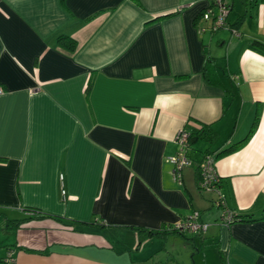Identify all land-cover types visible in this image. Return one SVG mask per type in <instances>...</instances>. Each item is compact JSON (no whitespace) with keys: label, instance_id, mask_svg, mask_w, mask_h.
Returning a JSON list of instances; mask_svg holds the SVG:
<instances>
[{"label":"crops","instance_id":"0c3cea01","mask_svg":"<svg viewBox=\"0 0 264 264\" xmlns=\"http://www.w3.org/2000/svg\"><path fill=\"white\" fill-rule=\"evenodd\" d=\"M227 2L208 33L207 0H0V264H264V0ZM203 127L179 186L175 137Z\"/></svg>","mask_w":264,"mask_h":264},{"label":"built area","instance_id":"2783aa9c","mask_svg":"<svg viewBox=\"0 0 264 264\" xmlns=\"http://www.w3.org/2000/svg\"><path fill=\"white\" fill-rule=\"evenodd\" d=\"M213 9L217 12L214 13L212 9H208L207 15L212 17V25L210 30L215 31L221 29L225 24L229 14V6L226 0H207ZM203 31V30H202ZM234 37H239L236 31H232ZM0 94L2 91L0 90ZM175 143L178 146V152L175 156L167 159V163L172 165L173 171V181L179 186L182 184V170L191 164L190 159L187 156L188 151V134L185 132H180L175 137ZM200 176L199 188L201 191H212L216 190L218 176L215 172V167L213 166V161L210 156H205L200 165ZM64 194V192H62ZM216 206L222 208V222L225 225H229L232 218V211L226 208L222 196L220 195L216 201ZM198 214L190 216L184 222L170 227L168 230L174 231L180 234L191 233L200 234L207 230V225L199 223L197 220Z\"/></svg>","mask_w":264,"mask_h":264},{"label":"trees","instance_id":"16d2710c","mask_svg":"<svg viewBox=\"0 0 264 264\" xmlns=\"http://www.w3.org/2000/svg\"><path fill=\"white\" fill-rule=\"evenodd\" d=\"M61 1L63 2L64 0H61ZM209 6L210 7L208 9H212L210 3H209ZM208 9L205 10L206 15H207ZM226 27H227V22L221 29H224ZM57 41L63 47H65V49H67L69 51L74 50L75 42L73 40H71L67 37H64V36H60V37H58ZM250 50L252 52L264 57V44H262L258 41H253L250 44ZM257 125H258V119H255V122H254L250 132L248 133L247 137L243 141L236 143L233 146L229 147L228 149L223 150L221 152H218L216 154L213 152H207V154H204V157L210 156L212 161H213V166L215 167V163L218 161V159H220L223 156L231 155V154L237 152L238 150H240L242 147H244L252 138L254 130L256 129ZM215 137H216L215 134L210 129H206L203 127L196 134L188 135V148H189L190 144L196 142L199 139H201L207 143H212L215 140ZM204 157H203V159H204ZM200 179H201V176H200V166H199L198 184H199ZM218 183H219V178H218L217 184ZM198 188H199V186H198ZM40 217L45 218L46 216L42 215ZM250 221H253V219L250 215H248V216L247 215H239V214L232 212V218H231L229 225H231L233 223H237V222H250ZM153 234H158V232H150L149 233V235H153Z\"/></svg>","mask_w":264,"mask_h":264},{"label":"rangeland","instance_id":"374dc122","mask_svg":"<svg viewBox=\"0 0 264 264\" xmlns=\"http://www.w3.org/2000/svg\"><path fill=\"white\" fill-rule=\"evenodd\" d=\"M226 1H227V0H226ZM212 11H213L214 13L217 12L216 9H212ZM207 17L209 18L210 21H212V17H210L209 15H207ZM202 21L204 22L205 19H203ZM210 28H211V25H209L207 28H204V27L202 28V27H201L200 30H203V32H204V30H207V32L209 33V32H211ZM204 192H205V191H204ZM213 205L217 208L216 204H213ZM3 238H4V235L0 233V244H1V241L3 240Z\"/></svg>","mask_w":264,"mask_h":264}]
</instances>
